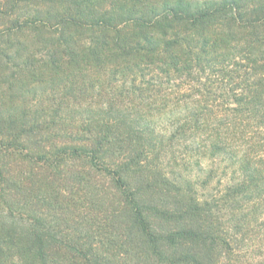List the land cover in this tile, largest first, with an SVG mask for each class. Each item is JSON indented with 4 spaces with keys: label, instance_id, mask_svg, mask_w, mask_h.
Instances as JSON below:
<instances>
[{
    "label": "trees",
    "instance_id": "obj_1",
    "mask_svg": "<svg viewBox=\"0 0 264 264\" xmlns=\"http://www.w3.org/2000/svg\"><path fill=\"white\" fill-rule=\"evenodd\" d=\"M0 264H264V0H0Z\"/></svg>",
    "mask_w": 264,
    "mask_h": 264
}]
</instances>
